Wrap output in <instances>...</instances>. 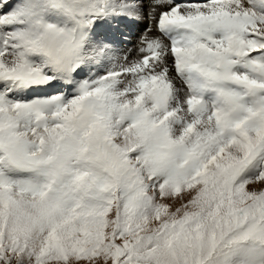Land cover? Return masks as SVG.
Masks as SVG:
<instances>
[{
  "label": "snow or ice",
  "instance_id": "snow-or-ice-1",
  "mask_svg": "<svg viewBox=\"0 0 264 264\" xmlns=\"http://www.w3.org/2000/svg\"><path fill=\"white\" fill-rule=\"evenodd\" d=\"M0 264H264V0H0Z\"/></svg>",
  "mask_w": 264,
  "mask_h": 264
}]
</instances>
